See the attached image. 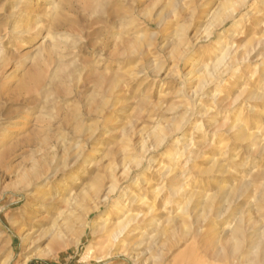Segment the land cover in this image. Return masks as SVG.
Wrapping results in <instances>:
<instances>
[{
    "label": "rangeland",
    "instance_id": "obj_1",
    "mask_svg": "<svg viewBox=\"0 0 264 264\" xmlns=\"http://www.w3.org/2000/svg\"><path fill=\"white\" fill-rule=\"evenodd\" d=\"M233 1L0 0V264H220L204 257L206 231L243 214L264 225V0L214 23L213 10ZM26 24L36 30L17 35ZM223 47L250 55L194 97L188 77ZM240 121L252 141L226 131ZM171 177L193 194L189 209L212 204L199 221H177L185 200ZM121 190L154 212L132 225L127 247L108 250L98 224L149 211L129 195L115 207Z\"/></svg>",
    "mask_w": 264,
    "mask_h": 264
},
{
    "label": "bare ground",
    "instance_id": "obj_2",
    "mask_svg": "<svg viewBox=\"0 0 264 264\" xmlns=\"http://www.w3.org/2000/svg\"><path fill=\"white\" fill-rule=\"evenodd\" d=\"M26 1V0H25ZM233 1V0H232ZM24 2V1H23ZM246 3H249L248 0H234L232 3H230V5H224V4H221L220 7H218L217 9L213 10V12L211 13L212 15V20L214 23H217V24H223L225 23L226 21L228 20H233L235 19L238 15V9L243 6V5H246ZM253 3V2H252ZM19 5V4H18ZM251 5V4H249ZM15 6V5H14ZM19 8V6H16ZM242 8V7H241ZM19 10V9H18ZM22 10V9H21ZM251 11V10H250ZM255 12V11H254ZM259 12V11H258ZM31 13V12H30ZM252 13V12H251ZM246 14V13H245ZM249 14V13H247ZM254 14V13H252ZM243 15V14H242ZM24 16V15H23ZM259 16V15H258ZM18 19V18H17ZM240 19V18H239ZM23 20V19H22ZM212 22V23H213ZM26 23V22H25ZM18 24V23H17ZM256 24V23H255ZM22 25V23H21ZM232 25H236V21L234 20V22H232L231 26ZM31 26V25H30ZM231 28V27H230ZM230 28H227V29H230ZM39 29V28H38ZM37 29V30H38ZM34 31L36 30V27L33 28V29H30L29 25H23L20 26V28L18 29L17 31V35H22V36H25L24 34H27L29 35L30 31ZM224 31V30H223ZM233 31H235L233 29ZM226 32V31H225ZM233 33V32H232ZM227 35V34H226ZM222 36V35H221ZM220 36V37H221ZM204 37V36H203ZM219 37V35L217 36ZM219 37V39H221ZM208 38V37H207ZM51 40V45H49V52L47 54V56H50V54L54 51L56 52V49L58 48V41L59 39L52 36L50 38ZM230 40V39H229ZM251 40V39H250ZM219 41V40H218ZM258 41V40H257ZM217 42V40H216ZM221 42V41H220ZM218 42V43H220ZM232 42V41H231ZM233 43V42H232ZM258 44H260V41H258ZM221 45V44H220ZM222 46V45H221ZM239 47V46H238ZM248 47V46H247ZM246 47V48H247ZM234 48V47H233ZM254 49V48H253ZM59 50V49H58ZM220 51H222L221 55L219 56L218 59H216V61L213 63V64H210L206 67H204L203 69V72L197 76V77H188V81L190 80V82L192 83L191 87H190V91L192 92V95L194 97L197 96V94H199L202 90L206 89V87H208L207 85H209V83L212 81V80H216V81H219L221 80V76L224 75V73H226L227 71H229L232 67V65L234 64L235 61H239V60H247L249 55H250V51L248 50L245 54H242L241 56H237L238 55V52L239 50L236 49L235 51H232L231 52V48H228V47H223ZM233 53V54H231ZM252 53V52H251ZM45 54V56H46ZM227 55H229V57H227ZM46 56V57H47ZM186 56V55H184ZM183 56V57H184ZM259 56V55H258ZM187 57V56H186ZM48 58V57H47ZM42 59H44L42 57ZM7 60L6 56H2V54H0V66L3 67L4 64H5V61ZM181 60V59H180ZM8 61V60H7ZM203 67V66H202ZM234 68V67H233ZM236 68V67H235ZM60 70V69H59ZM255 73V72H254ZM236 74V73H235ZM248 74V73H247ZM246 74V75H247ZM186 75V74H185ZM235 76V75H234ZM245 76V75H244ZM232 77V76H231ZM246 77V76H245ZM248 78V77H247ZM246 78V79H247ZM185 79H186V76H185ZM262 79V78H261ZM245 80V79H244ZM186 81V80H185ZM260 81V80H258ZM263 81V80H261ZM226 82V81H225ZM264 82V81H263ZM262 82V83H263ZM185 84V83H184ZM189 85V84H188ZM187 85V86H188ZM223 85V84H222ZM261 85V84H260ZM263 85V84H262ZM261 85V87H262ZM245 86V85H244ZM220 87V86H219ZM259 87V86H258ZM257 87V88H258ZM244 88V87H243ZM264 88V87H263ZM260 89V88H258ZM218 90V89H217ZM245 90V89H243ZM247 90V89H246ZM187 92V91H185ZM244 93V91H242ZM192 96V97H193ZM248 96V95H247ZM250 96V95H249ZM187 97V96H186ZM210 97H212L213 99H215L217 97V94H211ZM220 97V96H219ZM254 97V95H253ZM252 97V98H253ZM255 98V97H254ZM250 99V98H249ZM216 100V99H215ZM248 100V99H247ZM223 100H220L219 104L222 103ZM195 103V102H194ZM193 103V104H194ZM225 104V103H224ZM201 105V104H200ZM194 108H195V111L193 112V114H196V113H200V110H196V107L197 105L194 104L193 105ZM222 106V105H221ZM232 106V105H231ZM199 107V106H198ZM242 107V106H241ZM200 108V107H199ZM228 108V107H227ZM226 108V109H227ZM187 111V110H186ZM191 113V112H190ZM206 112L202 113V114H205ZM262 114V113H261ZM264 114V113H263ZM228 115V114H226ZM206 116V114H205ZM189 117V116H188ZM196 118V117H195ZM225 119V117H224ZM227 121V120H226ZM225 121V122H226ZM237 121V120H236ZM224 122V120H223ZM246 122V121H245ZM12 123L14 124H17V120H14ZM194 123V122H193ZM243 123V122H242ZM248 123V121L246 122ZM246 123H243L247 126H249L248 124ZM243 124H241V121L240 123L237 122V123H234V124H229L228 128L226 129L229 130V131H233L234 133V136L235 137V140L239 139V140H242L244 142V140L248 139V140H253L254 139V136L256 137V135L253 134V136L251 134H248L247 133V129L246 127L247 126H244ZM186 125V124H185ZM224 125V124H222ZM224 127V126H223ZM248 128V127H247ZM181 129V128H180ZM183 129V128H182ZM250 130V129H249ZM228 132V131H227ZM178 134V133H177ZM159 140H162V138H158ZM180 139V138H178ZM181 140V139H180ZM186 140V139H185ZM188 141V140H187ZM162 142V141H160ZM160 142H157L156 144L159 145ZM182 142V141H181ZM260 142H263V141H260ZM259 142V143H260ZM174 143V142H173ZM176 143V142H175ZM183 143V142H182ZM181 143V145H182ZM177 144V143H176ZM264 144V143H263ZM263 144H258L259 148L261 150H263L264 148V145ZM257 146V145H256ZM257 146V148H258ZM256 149V148H255ZM258 153V151H257ZM260 153H263V152H260ZM181 155V154H180ZM258 155V154H257ZM260 155V154H259ZM159 164H157V167H158ZM162 166V165H160ZM164 166V165H163ZM167 167V166H166ZM172 170H168L167 172H171ZM181 175V174H180ZM165 176V175H164ZM41 177V174H38L33 181H36V184H37V189H40L42 188L41 185H42V181L39 180ZM179 177V176H178ZM177 177V178H178ZM168 178V177H166ZM172 178V177H171ZM176 177H173L172 180H174L173 182H175V184L173 185L172 183V188H171V193L173 194L172 196L174 195H179V196H182L185 200L184 204H183V208L181 209L182 211L184 210V213H182L183 217H180L181 219H174V220H177V221H180L182 222L183 224L186 223L185 221V218L189 217V216H192V219L195 220V222L199 221L200 217L202 215L205 214V212L212 208V204L211 203H205V205H203L201 207V209H197V205H193L191 207V209H189V205L191 204L192 202V198H191V195H193L192 193H190L191 191H187L186 188L188 187H184L183 184H180L182 181H180V183L177 181ZM180 178V177H179ZM177 179V180H176ZM171 180V179H170ZM171 180V181H172ZM187 180V178H186ZM185 180V181H186ZM147 183V182H146ZM32 184V182H27V189H29L28 187ZM248 185V184H246ZM247 187V186H246ZM155 188V187H154ZM249 188V186H248ZM247 188V190H248ZM116 189V186H115V183H111L110 185L106 186L105 188H103L102 190H99L97 192V200L99 202L101 201H105L109 198L110 196V193L114 192V190ZM157 189V188H156ZM188 189V188H187ZM162 190V189H161ZM158 191V190H157ZM159 192V191H158ZM246 192V191H245ZM256 192V191H255ZM259 192V195H262L260 194L261 191H258ZM262 193H263V189H262ZM132 194V193H131ZM130 194V195H131ZM135 194V193H134ZM189 194V195H188ZM257 194V193H255ZM32 196L35 195V193H31ZM129 193L127 194V191L126 190H121L120 191V194L117 198V200L113 203V205L115 207H119V209H122V206L120 205L119 203V200L121 197H124V196H128ZM128 196V198L130 200H135L136 202H139L141 201L142 203H145L146 205L148 204L147 200H145L144 198H141L140 196L138 197H132V196ZM258 195V198H259V201H264V197H259ZM241 196H242V193H241ZM244 197V196H243ZM255 199V195L253 197ZM40 200H44L43 199V195L40 196L39 198ZM127 199V198H126ZM179 199V197H178ZM240 199H243V198H240ZM247 199H249L247 197ZM112 200V199H111ZM172 200V199H171ZM135 202V203H136ZM140 202V203H141ZM131 203V202H130ZM169 203V202H168ZM254 203V202H253ZM258 203V201H257ZM134 204V203H133ZM177 204V203H176ZM35 205V204H34ZM142 205V204H141ZM256 205V204H254ZM36 206V205H35ZM34 206V207H35ZM143 206V205H142ZM145 206V205H144ZM260 206V205H259ZM149 211H147V213H142L141 216L139 213H135V214H127L126 212H123V218L122 220L116 222V223H103L101 226L100 224L99 225V231H102L105 235V239H104V244H105V247H107V249L109 250V248L111 249L114 244L116 245L117 243H119V245H124L125 247H127L129 244L125 242V237L128 233H133L137 230V228H132V225L134 224H137L139 222H145V218L147 215H150L151 213H153V206L152 205H147ZM37 208H35L36 210ZM250 209V208H249ZM179 210V208H178ZM244 210V209H243ZM257 210V208H256ZM259 212L261 211L260 209H258ZM263 210V209H262ZM210 211V210H208ZM180 212V210H179ZM262 212V211H261ZM242 213V212H241ZM247 213H249V210L247 211ZM258 213V212H257ZM260 214V213H259ZM244 215L240 217H238V221L235 223V220H234V225L231 226V227H218L216 229H212V230H208L206 231L207 234L206 236L210 238V241L207 242V244L204 246V249L202 250L203 254H204V257L207 259H211V260H215V261H219L220 264H264V225L260 228V227H256L255 226V222H252L250 219H247V220H244ZM185 216V217H184ZM170 217V216H169ZM172 217V216H171ZM177 218V217H176ZM251 218V217H250ZM104 219H107V218H104ZM172 220V219H170ZM189 221V220H187ZM149 222V223H148ZM148 225H152V220L151 221H148ZM179 222V224H180ZM170 223V222H169ZM189 223V222H188ZM192 223V221H191ZM147 225V224H146ZM172 225V224H171ZM181 225V224H180ZM183 226V225H182ZM229 226V225H228ZM258 226V225H257ZM95 227H97L95 225ZM186 227V226H185ZM183 228V227H182ZM96 229V228H95ZM210 229V228H208ZM185 230V229H184ZM186 231H184L183 233H185ZM203 232V231H202ZM204 231V235L206 233ZM137 233V232H136ZM176 233V232H175ZM197 233H201V231H197ZM33 234V231L31 230V228H28L27 229V233L23 236L21 235V239L22 240H26V239H29L30 235ZM128 236V235H127ZM167 237V235H166ZM193 239V238H192ZM194 240V239H193ZM143 242V241H142ZM142 245V244H141ZM137 247H140V244L137 245ZM146 251H147V248L146 249H143L142 251H140L139 253H136L134 254L132 257L135 259H137L138 257L140 256H144L146 255ZM126 253V249H123L121 251L120 254H117V255H121L123 256L124 254ZM114 252L112 254V252H106L104 256H114L115 255ZM130 254V253H129ZM163 255V253H162ZM97 258H101V257H97ZM149 260V257H146L145 261L142 262V263H135V264H146V262ZM149 262V261H148ZM24 264H28L27 263V260L26 262H24Z\"/></svg>",
    "mask_w": 264,
    "mask_h": 264
}]
</instances>
